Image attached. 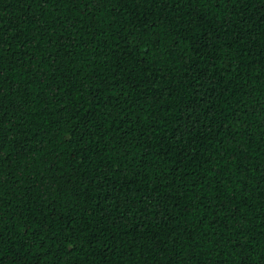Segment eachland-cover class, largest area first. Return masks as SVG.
Instances as JSON below:
<instances>
[{
    "label": "trees",
    "instance_id": "16d2710c",
    "mask_svg": "<svg viewBox=\"0 0 264 264\" xmlns=\"http://www.w3.org/2000/svg\"><path fill=\"white\" fill-rule=\"evenodd\" d=\"M0 264H264V0H0Z\"/></svg>",
    "mask_w": 264,
    "mask_h": 264
}]
</instances>
